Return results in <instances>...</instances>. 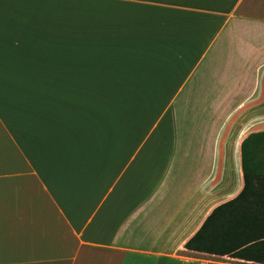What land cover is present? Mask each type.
Segmentation results:
<instances>
[{
	"label": "crops",
	"instance_id": "0c3cea01",
	"mask_svg": "<svg viewBox=\"0 0 264 264\" xmlns=\"http://www.w3.org/2000/svg\"><path fill=\"white\" fill-rule=\"evenodd\" d=\"M244 1L0 0V264H264L184 248L242 166L264 225V117L233 134L264 114Z\"/></svg>",
	"mask_w": 264,
	"mask_h": 264
},
{
	"label": "trees",
	"instance_id": "16d2710c",
	"mask_svg": "<svg viewBox=\"0 0 264 264\" xmlns=\"http://www.w3.org/2000/svg\"><path fill=\"white\" fill-rule=\"evenodd\" d=\"M243 174V188L230 201L215 207L184 244L190 251L264 262V225L251 206L252 179Z\"/></svg>",
	"mask_w": 264,
	"mask_h": 264
},
{
	"label": "rangeland",
	"instance_id": "374dc122",
	"mask_svg": "<svg viewBox=\"0 0 264 264\" xmlns=\"http://www.w3.org/2000/svg\"><path fill=\"white\" fill-rule=\"evenodd\" d=\"M261 10L259 13L264 15V0H245L243 2V5L241 8H243L242 13L246 15H251L254 14L253 12L254 8H258ZM262 118L264 117V114H258V115H247L244 117V120L248 119L250 122L247 124H244L243 126L241 125L240 129L234 130L233 134L236 135V138L240 137L243 135L247 130L251 129L253 125L249 124H254L251 122L253 118L256 117ZM243 120V122H244ZM158 264H240L236 261L227 259V258H212V257H207L203 255H196V254H190L186 253L181 250H177L175 252V257L173 258H168L167 256L162 257L159 259Z\"/></svg>",
	"mask_w": 264,
	"mask_h": 264
}]
</instances>
